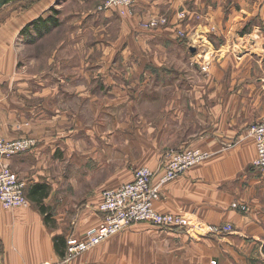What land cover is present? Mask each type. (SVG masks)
<instances>
[{
  "label": "crops",
  "instance_id": "0c3cea01",
  "mask_svg": "<svg viewBox=\"0 0 264 264\" xmlns=\"http://www.w3.org/2000/svg\"><path fill=\"white\" fill-rule=\"evenodd\" d=\"M56 1L38 0L16 10L0 8V136L8 141L26 137L36 141L29 152L0 156V169L8 167L24 182L28 201L27 208L0 205V264H64L67 239L81 237L100 224L96 209L104 190L130 182L140 166L154 173L151 183L156 187L167 155L190 147L207 151L210 157L159 187L154 210L181 214L204 228L230 224L232 234L204 235L139 223L69 264H257L264 260V171L252 167L256 151L249 134L264 118V65L258 68L262 75L253 77L245 59L235 63L227 56L217 65L216 57L215 72L195 80L207 85H194L187 92L168 90L172 76L150 74L146 66L165 63L169 38L140 26L152 17L175 19L182 12L198 20L195 34H206L203 28L212 27L226 39L238 20L264 18V0H132L125 19L96 8L100 19L96 28L101 32L94 43L82 37L83 31L94 28L84 26L82 19L57 25V16L50 11ZM38 19L42 22L37 29L48 26L47 34L37 38L32 27L21 34ZM59 33L64 36L57 39ZM30 35L36 43L49 41L51 56L44 65L43 58L28 64L18 61L16 42L23 43ZM78 36L80 41L74 42ZM156 49L165 52L164 59L148 52ZM74 50H83L84 57L73 60L69 54ZM56 51H63L60 61ZM128 63L140 67L124 76L125 85L112 72ZM229 65H241L244 72H217V66ZM160 97L168 100L158 106L152 99ZM151 113L158 114L157 122L153 123ZM138 124L156 136L138 138ZM35 186L45 187L42 204L47 213V208L60 211L52 217L54 225L44 221L28 197ZM232 203L248 211L232 209ZM58 236L65 242L62 255L54 246Z\"/></svg>",
  "mask_w": 264,
  "mask_h": 264
},
{
  "label": "rangeland",
  "instance_id": "374dc122",
  "mask_svg": "<svg viewBox=\"0 0 264 264\" xmlns=\"http://www.w3.org/2000/svg\"><path fill=\"white\" fill-rule=\"evenodd\" d=\"M36 1L38 0H13L9 3L7 2L3 4L1 9L3 8V9L16 10V9L26 8L27 6H30ZM100 5H101V1L99 3V0H57L55 4H53L50 11L54 16H57L56 21L58 26L64 25L66 22L68 23L75 22V20L80 21L81 19L84 21V26L88 28L93 26L94 28L92 30L87 29L86 32L83 31L82 37L87 40L86 42L94 43L95 40L98 37H100L99 34L101 32L100 29L96 28V26L100 24V19L98 18V16L95 15V10L97 8V12H99L98 8L100 7ZM71 13H75L73 17H70ZM122 19L125 18L122 17ZM152 21H155V24L151 26L150 23ZM161 21H164V23H162ZM196 21L198 22L196 18L187 17L185 13L180 12L176 15L175 19L169 18L167 16H159V17H152L148 21L140 23V26L142 28L150 32L160 31V33L163 34L161 36L162 39L167 37L169 38V41L166 42H170L169 45L170 48L167 53V58L165 59V61L163 60L165 63L157 65L153 62L151 66L149 65L146 66V69L149 71L148 73L150 74L157 76L161 74L162 75L168 74L172 76V79H174V81L170 84L172 85V87L167 88L168 90L178 91L184 89L187 92L191 90L194 87V85L195 86H199L200 84L207 85L208 83L202 82L201 80L200 81L199 80L195 81V80L198 79V77H205L209 73L215 72L214 64L216 61L215 60L216 57L219 58V60L216 63L217 65H221V61L223 60L222 58H225L227 56H229V58H231L232 61L235 63L236 62L239 63L240 61L245 59L246 60L245 63L248 64V73L251 76L256 77L257 74H261L258 68L260 66L259 65L260 63L264 65V51H262V48H264V18L261 19L259 17L249 16V17H244L242 20H238L239 22L234 24L236 25L235 29L234 28L232 29L233 31L229 34L228 37H226V39H224L222 33L221 34L218 33L215 30V28L212 27L210 29L203 28L202 31L206 32V34H202V35L199 33L195 34L194 25H196ZM258 28H260L261 30L260 34L258 33ZM164 33H170L171 37L167 36ZM213 33H216L217 36H215V34ZM61 36L62 37L64 36L63 33L57 34L56 38L58 39ZM31 39H35V38H33L32 36L28 39L26 38L24 39L23 43L28 42V44H23L22 42L20 43L18 41L16 42L15 46L19 47L20 49V51L17 50L19 52L18 61H20L22 64H28L30 61L33 60V58H37V59L43 58L42 62H44L43 63L44 65L45 60L51 56L50 52L47 49L49 41L44 40L42 42L36 43V41L34 40L30 41ZM20 41L23 40L20 39ZM77 41L78 42L80 41V36L74 39V42ZM226 42H228V47L225 44ZM154 44H156V41H154ZM221 48H225V50H221ZM148 52L150 54H156L155 56L157 57L161 56L163 57V59L165 58L164 51L160 52V50L156 49L152 51L148 50ZM62 53L63 51L62 52L58 51L57 52L58 55L55 53L57 59L62 58ZM83 53H84L83 50L82 51L74 50L69 55L70 57L73 58V60H79L80 58L84 57ZM55 55H54V59H56ZM59 59L58 61H60ZM22 64H19V66L21 67ZM136 67L139 68L140 66L137 63H133V65H131L130 63L126 65H118L117 67H114L112 73H115L117 77L116 79L120 83H124L126 85L128 81L124 79V76L127 75L130 76L131 74H134ZM55 68L59 69L62 68V66L60 67L58 66ZM217 72H222L226 74H233V73L241 74L244 71L241 68V65H237V66L229 65L227 67L217 66ZM179 77L181 78V82L176 81ZM156 85L157 83L154 82V86ZM187 95L188 94L185 93L186 102L188 100ZM152 100L158 101L159 102L158 106H160L161 105L160 102L163 101L162 104H164L168 100V98L162 100V98L160 97L159 100L157 99L156 100L152 99ZM157 116L158 114L151 113L150 118L153 121V123L157 122ZM138 125L140 126L138 132V138H142V139L147 138V135H149L148 137L150 138H154L156 136L157 134L156 132L150 133L149 130L145 132L142 129L143 124H138ZM110 150H111L110 152H112V147L110 148ZM136 168H147V167L140 166ZM124 180H125L124 178H121V181ZM233 205L234 204L232 203L231 207L232 209H235ZM79 207L80 205L78 206V208ZM47 209H48V214L50 215V221H49L50 225L51 224L54 225L55 222L52 219V217L56 216L60 211L52 210L49 208ZM228 226L231 227L232 232L229 233L222 232L215 234L206 232L207 228H216L218 230ZM202 229L205 231L204 235L213 234V235L221 236V235H228L233 233V227L230 224H225L222 226H210L206 228L202 227ZM257 264H264V260L258 261Z\"/></svg>",
  "mask_w": 264,
  "mask_h": 264
},
{
  "label": "built area",
  "instance_id": "2783aa9c",
  "mask_svg": "<svg viewBox=\"0 0 264 264\" xmlns=\"http://www.w3.org/2000/svg\"><path fill=\"white\" fill-rule=\"evenodd\" d=\"M132 0H101L99 11H114L120 17L129 15ZM164 23V21H161ZM152 21L150 25H154ZM256 155L252 167L264 171V118L249 129ZM36 147V141L26 137L8 141L0 136V156L13 157L26 153ZM210 157L207 151L198 148H183L167 155L162 172L157 176L156 187L152 186L154 173L148 168H138L133 173L131 182L117 189H107L101 193L97 212L101 215L100 224L87 230L81 237H70L66 241L62 262L71 263L88 250L97 247L108 238L139 223H147L158 229H184L189 232L205 231L200 225L193 224L180 214H162L154 210V203L159 199L158 188L178 178L185 171L205 162ZM25 184L8 167L0 169V205L4 209L27 208ZM233 207L241 212L246 206ZM203 230V231H202ZM209 230V231H208ZM207 233H229L231 227L223 229L207 228Z\"/></svg>",
  "mask_w": 264,
  "mask_h": 264
},
{
  "label": "trees",
  "instance_id": "16d2710c",
  "mask_svg": "<svg viewBox=\"0 0 264 264\" xmlns=\"http://www.w3.org/2000/svg\"><path fill=\"white\" fill-rule=\"evenodd\" d=\"M41 22L42 21L40 19H38V20H35L34 22L28 24L22 30V33L21 34L22 35L25 34V32H27V30L30 27H32L34 30L37 31L36 36H35L37 38H39V37L47 34L49 32V30H50V28L48 26L45 27V28L40 27L39 29H37V27L39 25H41V24H39ZM51 25L53 26V25H55V23H52ZM30 37H32V36L30 35ZM33 38H34V36H33ZM32 40H35V39H31L30 41H32ZM28 197L30 199H32V201H34L36 203V205L38 206L41 214L44 216V221L46 223H49V221H50V215L47 213L46 208L42 204L43 199L47 197V193H46L45 187H43V186H35L33 189L30 190V193L28 194ZM53 241H54V246H55L56 251H58V253L60 255H62V252L60 251V248H62L63 245L65 244L64 238L58 236V237H55L53 239Z\"/></svg>",
  "mask_w": 264,
  "mask_h": 264
},
{
  "label": "water",
  "instance_id": "95a60500",
  "mask_svg": "<svg viewBox=\"0 0 264 264\" xmlns=\"http://www.w3.org/2000/svg\"><path fill=\"white\" fill-rule=\"evenodd\" d=\"M11 0H0V8L2 7L3 4L9 2Z\"/></svg>",
  "mask_w": 264,
  "mask_h": 264
}]
</instances>
